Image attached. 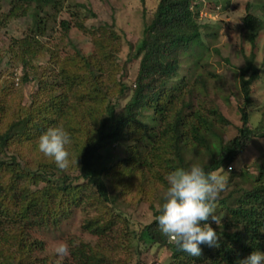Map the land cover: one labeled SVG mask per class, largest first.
I'll use <instances>...</instances> for the list:
<instances>
[{
    "label": "trees",
    "instance_id": "obj_1",
    "mask_svg": "<svg viewBox=\"0 0 264 264\" xmlns=\"http://www.w3.org/2000/svg\"><path fill=\"white\" fill-rule=\"evenodd\" d=\"M48 1L0 0V28L6 26L8 19L26 15L31 9L28 12L33 20L29 27L31 34L18 39L9 36L5 51L20 66V84L30 82L33 76L41 84L29 95L26 107L16 104L10 107L6 102L12 88L7 89L5 78H0V105L6 104L2 113L0 107V148L9 149L11 138H21L25 141L21 142L24 149L34 155L29 165L28 159L24 161L15 149L7 161L0 159V169L8 179V182L0 181V264H45V258L30 257L34 244L23 241L22 230H13L8 225L22 229L17 221H24L30 213H36L38 206L45 209L41 219L51 216L56 222L60 214L79 202L86 186L93 189V199L106 204L108 210H105V217L96 215L85 219L81 228L103 240L94 246L79 243L57 264L111 263L109 248L104 242L112 237L114 219L122 215L121 212L112 213L117 196L123 203L149 201L151 218L141 224L136 233L135 253L139 252L138 245L155 244L171 250L169 264H238L250 252L264 251V161L257 173L248 178L249 188L241 190L233 206H226L223 199L219 200L226 211L221 227L215 228L220 236L219 246L201 245L199 257L178 250L162 235L155 217L164 193L160 194L156 205L151 201L155 188L166 190L168 173L177 167L189 168L196 164L187 155L195 156L200 151L211 153L207 161L198 162L209 172L235 160L251 136H264L263 128L248 125L245 112V106L251 102L250 85L258 77L253 49L255 38L264 28L263 22L247 12L242 17V38L250 44L251 51L243 55L242 65L237 67V90L243 102V106L238 107L241 124L232 137L217 142L213 139L217 136L215 130L229 121L205 91L196 89L204 85L200 77L178 73L180 57L184 56L190 59L191 69L201 68L206 77H216L204 69L207 64L202 61L206 54L201 52L204 51L201 27L196 22L197 11L191 8L197 7L198 0L157 2L131 53L132 59L139 58L138 67L128 97L119 109L108 97L117 78L110 60L112 44L110 38L102 36L101 27H98L99 34L91 39L93 53L84 55L74 47L70 57L59 62L53 57L58 63L57 71L51 67L34 75L30 65L36 49L33 33L41 32L38 12ZM60 24L64 29L68 27L66 21ZM108 34L114 36L112 32ZM211 34L215 36L214 32ZM190 78L193 80L188 83ZM126 89L120 82L117 96L126 94ZM5 112L16 116L17 122L8 125L3 119ZM53 126H61L70 134L71 143L66 147L74 153H70L68 170L76 173L50 182L41 176L52 175L54 169H60L52 158L42 153L35 155L34 151L38 149V137ZM132 140L141 143L123 144ZM121 144L124 146L122 157L108 152L104 159L102 150H113ZM27 165L40 174L29 171ZM39 179L45 184L39 190L28 192L27 184ZM17 181L25 183L19 185ZM130 190L134 191L132 195Z\"/></svg>",
    "mask_w": 264,
    "mask_h": 264
},
{
    "label": "rangeland",
    "instance_id": "obj_2",
    "mask_svg": "<svg viewBox=\"0 0 264 264\" xmlns=\"http://www.w3.org/2000/svg\"><path fill=\"white\" fill-rule=\"evenodd\" d=\"M159 0H49L40 7L38 17L41 18V32L33 33L36 38L35 53L30 58L31 69L35 71L34 75L40 74L44 69L52 67L58 70V63L53 57L63 60L73 54V48L76 47L80 53L89 55L94 52L92 37L99 34L98 27L102 29V36L110 38L111 62L114 63V80L116 84L111 85L109 95L111 103H115L116 109H119L128 97L129 86H132L133 78L136 74L139 58L132 59L131 53L135 49L136 42L142 36V27L149 22L152 10ZM32 6L30 5V8ZM196 10V22L200 25L201 41L204 51H201L206 58L207 66L204 69L214 73L216 77H206L203 69H191L189 58L181 56L179 62V75L200 77L204 81L201 89L206 95L218 106L222 115L229 121L226 125L215 130L217 136L214 141L225 142L236 133V128L240 126V114L238 107L243 106L237 90V67L242 65L243 55L251 51L250 44L243 40L241 21L243 15L247 12L263 22L264 26V0H198L197 7H191ZM31 9L28 10L30 12ZM8 19L6 26L0 28V78L6 81V88L11 89L12 94L7 98L6 104L10 107H26L29 103V95L32 91L41 86L40 82L33 79L30 82L20 84V66L16 59L9 58L6 54V42L9 36L14 39L29 33L30 25L33 20L30 14ZM61 21H66L68 27L63 28ZM112 32L114 36L110 37L108 33ZM215 33V36L211 34ZM101 33V32H100ZM217 49V52L214 50ZM254 65L258 69V77L250 85V104L245 106L247 114V123L251 128L260 127L264 129V28L259 32L254 42ZM6 55V56H5ZM10 56V55H9ZM225 58V59H224ZM7 61V63L5 62ZM47 70V71H48ZM46 71V72H47ZM33 72V71H32ZM193 78L188 80V83ZM122 82L126 85V94L117 96L118 84ZM200 82V81H199ZM204 88V89H203ZM200 90V91H201ZM204 93V94H205ZM199 95V94H197ZM201 96V95H199ZM74 97V96H73ZM206 99V98H205ZM9 102V103H8ZM6 104L0 105L1 113L6 110ZM150 111V110H149ZM6 113L7 116H4ZM3 119L8 125L16 123L17 118L10 112H5ZM13 113V112H11ZM259 128V129H260ZM259 131V130H257ZM264 131V130H262ZM10 133V132H9ZM17 138V136H15ZM11 138L9 149L0 148V159L7 161L15 149L17 153L22 154L23 160L28 159L31 162L34 155H30L21 145V138ZM139 145L141 141L132 140L123 144ZM123 144L112 149L102 150L101 153L105 159L109 152L116 153L117 156H123ZM67 148V147H66ZM69 153H74L68 148ZM196 153L195 156L187 155V158L198 164L199 161H207L211 153ZM35 149L34 154H40ZM71 156V155H70ZM38 157L36 156L35 159ZM264 161V136L253 135L249 138L248 143L242 152L227 166H220L217 170L223 168L226 172L231 168L230 173H226L228 180L224 191L220 193L217 204V212L222 215L221 225L224 221L226 211L219 200H224V205L233 206L235 199L240 196L243 189L249 188L248 178L257 173V169ZM25 163V162H24ZM33 172L34 168H28ZM0 169V181L8 182L7 176ZM33 173L40 174V171ZM76 171L54 169L53 174L43 175L42 179H54L66 177L75 174ZM39 179L36 183L27 184L28 192L39 190L45 181ZM25 181H17L22 185ZM131 195L133 190L129 191ZM228 195V193H230ZM164 193L163 189L155 188L151 201L156 205L160 194ZM93 189L86 186L80 193L79 202L70 206L65 213L60 214L53 222L52 217L41 219V214L45 210L42 207L36 208V213H30L26 220L17 221L16 225H8L9 228L22 230L23 241L33 243L34 249L30 257L44 259L45 264H57L61 262L62 257L55 253V247L58 243L64 242L68 245L69 250L77 247L79 243H85L89 246L99 245L103 238L98 239L95 235L88 233L81 228L85 219L92 218L96 215L107 216L105 210H108L106 204L95 201ZM149 201L137 200L135 203L129 201L123 203L119 196L114 204L113 215L122 213L120 217L114 219V225L111 230V238L104 243L108 246V256L111 258L110 264H169L171 250L159 245L141 246L136 249V233L140 225L146 223L151 218ZM111 213V214H112ZM12 222V221H10ZM9 222V223H10ZM211 226L220 228L215 223L209 221ZM7 227V223L5 225ZM9 228H6L8 231ZM100 240V241H98ZM65 258V257H64ZM71 260V259H70ZM72 261V260H71ZM73 262V261H72Z\"/></svg>",
    "mask_w": 264,
    "mask_h": 264
},
{
    "label": "clouds",
    "instance_id": "obj_3",
    "mask_svg": "<svg viewBox=\"0 0 264 264\" xmlns=\"http://www.w3.org/2000/svg\"><path fill=\"white\" fill-rule=\"evenodd\" d=\"M38 149L52 158L60 170L70 166V153L66 145L71 143L70 134L61 126L47 128L38 137ZM77 163V161H76ZM223 168L205 172L199 164L189 168L177 167L165 177L167 188L163 203L158 205L155 219L169 243L190 256L199 257L201 245L218 247L220 236L209 221L221 225L223 216L218 214V198L227 186L228 177ZM59 257L69 254L68 245L60 242L55 247ZM238 264H264V251H252Z\"/></svg>",
    "mask_w": 264,
    "mask_h": 264
}]
</instances>
